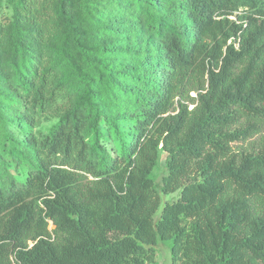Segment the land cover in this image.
<instances>
[{"label":"trees","instance_id":"obj_1","mask_svg":"<svg viewBox=\"0 0 264 264\" xmlns=\"http://www.w3.org/2000/svg\"><path fill=\"white\" fill-rule=\"evenodd\" d=\"M263 128L264 0H0V264H264Z\"/></svg>","mask_w":264,"mask_h":264},{"label":"rangeland","instance_id":"obj_2","mask_svg":"<svg viewBox=\"0 0 264 264\" xmlns=\"http://www.w3.org/2000/svg\"><path fill=\"white\" fill-rule=\"evenodd\" d=\"M11 9L8 5L2 4L1 6V14L2 15H10ZM191 96L195 95V92H190ZM189 107H192V104L189 105ZM54 119H49L46 121H43L40 124V128H46L48 127ZM264 137V128L261 129L258 133H255L251 137L246 138L245 140H236L231 143L232 149L234 152H247V151H254L258 150L260 142L262 138ZM164 171V153H161L160 163L157 169H155L154 173L157 178H159L160 174ZM13 175L17 177L18 179L23 178L24 173L23 169L20 168L18 170H12ZM178 195V190L170 192V193H164L162 195V204L167 200H172L176 198ZM161 204V205H162ZM158 213V211H157ZM52 225L49 223V228H51ZM154 264H170V244L166 243L165 241H158L155 245V260Z\"/></svg>","mask_w":264,"mask_h":264}]
</instances>
